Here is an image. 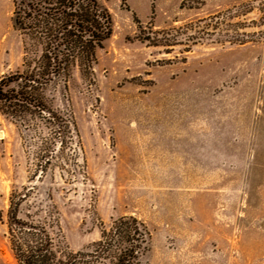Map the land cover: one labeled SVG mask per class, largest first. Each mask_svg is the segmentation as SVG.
<instances>
[{
	"label": "rangeland",
	"instance_id": "rangeland-1",
	"mask_svg": "<svg viewBox=\"0 0 264 264\" xmlns=\"http://www.w3.org/2000/svg\"><path fill=\"white\" fill-rule=\"evenodd\" d=\"M101 2L113 25L93 83L75 72L54 92L75 151L43 166L31 131L0 113V264H15L5 212L24 186L73 251L133 215L151 234L143 264H264V0ZM11 10L0 0V76L21 63ZM218 12L228 24L206 25ZM150 25L173 44L140 42Z\"/></svg>",
	"mask_w": 264,
	"mask_h": 264
},
{
	"label": "trees",
	"instance_id": "trees-1",
	"mask_svg": "<svg viewBox=\"0 0 264 264\" xmlns=\"http://www.w3.org/2000/svg\"><path fill=\"white\" fill-rule=\"evenodd\" d=\"M11 2V26L20 35L22 57L16 70L0 76V113L22 130L31 131L32 144L38 148L35 157L46 166L58 157L63 159L64 148L74 152L77 136L72 114L53 105L54 92L61 88L65 93L75 72L93 83L97 52L112 34V16L101 0ZM226 15L209 16L206 25L216 29L228 24ZM135 21L143 31L140 21ZM148 28L136 36L140 42L173 44L165 30ZM221 36L229 42H243L239 32ZM22 188L23 192L10 191L5 212L6 236L15 264H143L141 257L148 250L151 234L141 219L119 216L89 246L73 251L53 237L51 229L58 224L52 211L27 203L33 187Z\"/></svg>",
	"mask_w": 264,
	"mask_h": 264
}]
</instances>
